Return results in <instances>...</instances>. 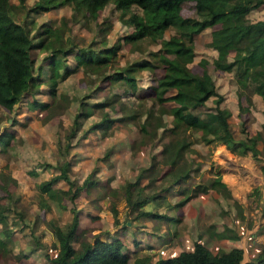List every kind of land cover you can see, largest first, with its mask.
Listing matches in <instances>:
<instances>
[{
  "label": "rangeland",
  "instance_id": "obj_1",
  "mask_svg": "<svg viewBox=\"0 0 264 264\" xmlns=\"http://www.w3.org/2000/svg\"><path fill=\"white\" fill-rule=\"evenodd\" d=\"M35 1L9 0L10 11L15 18L34 20L33 40H39L42 25H50L57 27L62 37L58 43L63 48L70 43L76 45L70 46L72 48L59 57L61 64L54 97L48 93L50 48L37 46L32 47L30 53L34 74L42 80L38 89L26 92L12 109L0 106V137L5 139V131L10 133L7 142L3 145L0 143V203L9 207L2 211L5 219L0 221V235L7 239L8 248L0 255V264H17L26 257L27 261H33L38 256L43 257H40V264H53L50 257L57 252L54 227L63 226L68 221L70 208H78L79 203L86 208L84 205L87 204L84 203L89 201L98 210L110 212L112 215L107 216L113 218L111 207H116L120 218L118 223L113 219L111 224V219L99 216L96 223L101 225L102 231L94 232H91L90 223L94 224L95 219H89V224L81 222L77 229L79 238L84 235L93 242L96 235L103 233L107 237L121 228L125 231H119L114 237L122 238L124 243L135 247L138 234L131 225L135 228L151 226L157 237L167 238L169 222L174 217L176 221L179 220L178 199L189 192L196 180L207 182L218 171L214 152L218 142L204 140V131L200 128L179 131L178 139L185 138L190 142L182 151L178 163L185 161L191 171L185 181L171 182L170 160L163 146L171 137L172 116L168 108L174 103L170 100L158 102L153 97L156 78L164 72L163 65L158 63L161 54L159 42L124 39V35L130 33L134 26L127 21L129 12H123L113 2L106 3L92 16L83 8H75L70 1L52 5L48 9H31ZM131 10L140 12L136 6H132ZM181 13L197 17L194 1H184ZM247 17L250 20L264 18V4L252 8ZM218 26L205 28L194 35L195 55L187 66L196 73H201L205 68L210 74L216 89L223 94L220 105L231 110L229 122L234 136L244 135L242 127L251 134L263 130L264 135V97L254 91L252 75L245 76L236 67L219 69L212 62L216 50L209 44L212 40L211 29ZM174 30L167 29L164 37ZM115 43L118 46H114ZM79 47L97 52L105 47L112 49L107 54L106 64L95 68L91 67L97 63L94 60L85 67L77 65L75 53ZM236 53V49H230L228 58ZM141 59L155 63V66L136 67L135 61ZM66 68L71 69L69 74L64 73ZM124 68H132L136 84L104 77L106 73ZM214 97H209L203 105L191 110L205 117L208 111H214ZM80 100H84L87 107L91 106L93 112L80 117L78 129L70 135L75 113L81 110ZM38 101H47L48 105L39 108ZM102 117L112 119L109 127L94 126ZM207 137H213V133H208ZM256 145L260 149L257 158L232 151L237 163L246 155L247 166H244L243 179L239 181L241 187L235 184L234 195L219 191L220 200L223 197L228 206L226 210L233 212L228 213L233 224L238 223L244 231L246 229V235L255 230L259 223H264V187H260L264 181L263 140L259 138ZM66 153L73 159L71 177L77 182L85 177L94 182H88L86 195L81 189L73 201L62 194L60 205L56 199L40 195L37 185L38 181L58 172L56 166ZM32 170L37 172H30ZM141 172L144 176H140ZM151 177L154 179L149 180ZM66 184L65 180L60 179L53 186L66 189ZM256 187H260L261 193H257ZM7 194L10 196L7 197ZM104 195L107 199L99 200ZM145 197L148 200L132 210V202ZM98 200H103V206ZM139 208L165 213L168 217L135 216V210ZM101 214L105 213L100 211ZM125 217L129 223L123 222ZM106 228L108 230L104 231ZM263 239L264 235L260 234V240ZM78 240L74 242L75 246ZM255 244L264 250V242ZM24 254L25 257H22ZM36 261L39 262V259ZM129 263L133 264V260L130 259Z\"/></svg>",
  "mask_w": 264,
  "mask_h": 264
},
{
  "label": "trees",
  "instance_id": "obj_2",
  "mask_svg": "<svg viewBox=\"0 0 264 264\" xmlns=\"http://www.w3.org/2000/svg\"><path fill=\"white\" fill-rule=\"evenodd\" d=\"M65 1L73 2L75 8H83L92 16L96 15L100 7L108 2H113L123 12H129L127 21L134 26L130 33L124 35V39L128 41L149 39L159 42L161 54H159L158 63L163 65L164 72L156 78V83L153 85V97L158 102L170 100L174 103L168 108V112L172 116L171 137L163 146V150L168 152L167 157L170 160L171 182L185 181L190 176L191 170L186 162L178 163L183 154L182 151L190 141L185 138L179 140L177 134L179 131L192 129V127L204 131L202 134L204 140L224 143L229 150L241 154H250L255 158L259 156L260 149L256 143L261 138L264 146L263 130L259 129L251 134L242 127L244 135L234 136L229 122L231 110L220 105L223 94L216 89L212 77L205 68L201 73H196L187 64L195 55L194 35L205 28L219 24L218 27L211 29L212 40L209 43L216 50L212 59L214 66L224 70L236 67L245 76L252 75L254 91L264 97V18L250 20L247 17L248 12L252 8L264 4V0H192L197 17L182 15V3L187 0H36L31 9H48L52 5ZM132 6L138 7L140 12L132 11ZM33 24V19L26 21L15 18L11 14L9 0H0V106L8 109H12L26 92L38 89L42 81L39 80L38 75L34 74L30 53L32 47L50 48L51 74L47 78L50 84L48 93L54 97L56 95L55 85L59 76L58 68L61 64L59 57L62 54L65 55L72 48L70 46L76 45L70 43L68 47L63 48L60 42L58 43L62 37L59 36L57 27L50 25H42L39 40L35 42L31 34ZM169 28L175 30L164 37L165 31ZM114 46H118V43H115ZM111 49L112 47H105L97 52L90 48L79 47L75 53L77 65L82 64L85 67L87 63L94 60L97 63L91 67H102L106 64L107 54ZM230 49L237 51L232 58H228ZM135 65L136 67H148L155 66V63L141 59L135 61ZM131 70L132 68H124L114 73H106L104 77L136 84V78ZM70 71L71 69L66 68L64 73L69 74ZM211 96H215L214 111H208L205 117H201L191 110L203 105ZM80 103L81 110L75 113L70 135L78 129L79 118H84L93 112L91 106L87 107L84 100H80ZM37 104L39 108H44L48 102L38 101ZM111 120V118L102 117L94 123V126L109 127ZM262 127L264 129V124ZM211 132L213 137H207V134ZM5 136V139L0 137L2 145L7 142L10 133L5 131ZM72 160V156L66 153L64 159L59 161L56 166L58 172L49 178L38 181L37 187L40 195L56 199L62 205V194H66L73 201L83 187L89 191L88 182L94 181L85 177L81 182H77L75 178L71 177ZM141 174L142 172L140 176H144ZM60 179L66 181V189L53 186V183ZM153 179L154 177H151L149 180ZM12 180L15 179L12 178ZM209 188H215L226 195L230 194L226 183L217 173L207 182L196 180L189 188V192L178 199L177 204L181 205L191 195L206 192ZM256 191L259 193L258 187H256ZM146 200L148 197L132 202V210L136 205L139 206ZM7 208H9L8 205L0 203V221L5 219V213L2 211L4 209L6 211ZM111 208L114 221L118 223V210L114 206ZM70 210L68 221L63 226L54 227L58 244L56 254L50 257L53 264H129L130 254L124 249V242L119 237H103L100 234L93 237V242L87 240L84 235L79 238L77 232L79 216L74 208H70ZM142 215L168 217L165 213L142 208L135 210V216ZM123 222H127L126 217ZM218 235H228V232L224 229ZM232 235L238 236L236 232H233ZM77 239L79 242L75 246L74 242ZM6 241L7 239L0 236V255L8 250ZM242 254V248L238 246L214 253L204 242L195 240L191 249H182L171 256L157 257L153 263H151L150 253L137 254L133 259V264H240ZM254 263L264 264V250L258 253ZM17 264L33 263L18 262Z\"/></svg>",
  "mask_w": 264,
  "mask_h": 264
},
{
  "label": "crops",
  "instance_id": "obj_3",
  "mask_svg": "<svg viewBox=\"0 0 264 264\" xmlns=\"http://www.w3.org/2000/svg\"><path fill=\"white\" fill-rule=\"evenodd\" d=\"M216 155V163H218V171L213 175L218 173L222 181H224L227 187L230 190V195H234V186L235 184L241 187V183L239 182L243 176L244 166H247V162L245 160L246 155L243 156L242 159L239 160V163L235 160L234 153L226 147L225 144L218 143L217 148L215 149ZM248 157V156H247ZM234 165V168H232ZM235 175L237 177L235 178ZM260 176V175H258ZM257 176V177H258ZM257 180V178H255ZM64 186V185H63ZM262 189L264 187L260 186ZM259 187V189H260ZM67 188V184H66ZM87 193L85 187L82 188ZM261 190V189H260ZM259 190V193L261 191ZM221 192V191H220ZM220 192L215 188H209L206 192H199L197 194L191 195L187 200L179 205V220L176 221L175 217L172 221L169 222L168 226V237L160 239L156 234L153 233L151 226H144L135 228V226L131 225V228L135 230V233L138 234L136 236L135 247H131L132 244L124 243V249L127 250L130 254L128 259V263L130 259H134V256L141 253H150L151 254V263L160 256H171L177 254L182 249H191L193 247V243L195 240H200L204 242L212 252L216 253L219 250H226L233 246H238L242 248L243 254L240 264H255V257L259 252L263 250V248L257 247L255 243L264 242L260 240V234L264 235V231H262V227H264V223H259L250 234H244V229L238 223L233 224V220L229 214H232V211H228V206L226 204L225 199L221 197L220 200ZM222 193V192H221ZM105 196V195H104ZM101 199L106 200L107 196ZM77 197V196H76ZM101 206H103V200L99 201ZM263 200V199H262ZM261 200V201H262ZM263 202V201H262ZM242 203V202H241ZM82 203L78 204V208L75 210L79 216V225L81 222H90L91 219H95V223H90L91 232L94 231H102L101 225L96 223L99 220V216L101 218L105 217L111 219L109 221L112 224V220L114 219L110 212L107 213L105 210H98L95 204H92L90 201L85 202L84 205L86 208L81 207ZM100 209V208H99ZM80 210V214H79ZM100 211H103L105 214H100ZM229 213V214H228ZM118 218L119 212H118ZM138 218V217H137ZM90 219V220H89ZM93 221V220H92ZM128 222V221H127ZM129 223V222H128ZM123 226V225H122ZM109 229V227H108ZM107 228L104 231L108 230ZM224 229L228 232V235L219 236L218 233ZM229 229V230H228ZM167 231V229H164ZM119 231H125L121 228L115 232L110 233V236L114 237V234H118ZM54 232V230H53ZM117 232V233H116ZM233 232H236L238 236H233ZM109 233V232H108ZM55 235V233H54ZM109 235V234H108ZM3 237L2 235H0ZM102 236L104 237L105 235ZM146 236V238H144ZM4 238V237H3ZM122 239V238H121ZM123 240V239H122ZM56 243L58 244V240L56 238ZM54 241V242H55ZM246 241L249 243L247 244ZM133 243V242H132ZM158 243V244H157ZM25 257V256H22ZM21 257V258H22ZM42 256H38L39 262L35 259L33 261H27V257L23 258L21 262H31L33 264H40ZM51 261V259H50ZM130 264V263H129Z\"/></svg>",
  "mask_w": 264,
  "mask_h": 264
}]
</instances>
